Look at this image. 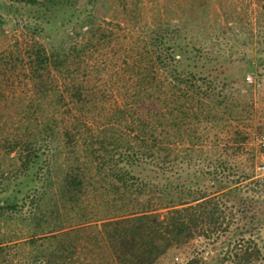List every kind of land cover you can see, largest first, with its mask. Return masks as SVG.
Wrapping results in <instances>:
<instances>
[{
    "label": "trees",
    "instance_id": "obj_1",
    "mask_svg": "<svg viewBox=\"0 0 264 264\" xmlns=\"http://www.w3.org/2000/svg\"><path fill=\"white\" fill-rule=\"evenodd\" d=\"M11 1L23 5L37 4L38 12L41 13L36 16L38 18L66 13L70 7L79 12L75 24L79 29L73 28L76 39L71 46L65 49L61 43V47L53 48L50 53L43 46L32 49L35 56L34 65H31L32 80L36 88L41 85L45 88L41 89L42 103H51L49 98L44 101L48 91L45 74L51 75V68L64 81L70 79L65 84L69 91L68 101H64L62 94H57L60 86L56 81L52 80L55 87L50 89L55 94V101H62L61 104L66 105L63 115L47 116L39 128V124H36L38 118L34 117L35 111H31L29 114L32 117H26L30 122L36 121V130H30V124H27L22 133L0 137L1 185L23 175L30 177L28 184L34 182L39 173L34 168L41 164L42 159L39 151L42 138L52 143L61 140L66 146H72L66 153L68 168L63 174L62 188L58 194L63 206L70 204L69 208L75 211L74 215L80 217L71 222L70 225L75 226L71 228L59 225V228L40 229V224L34 226L30 240L22 241L31 244L33 251L37 250L36 259L28 264H36L37 259H42L45 264H71L69 250L75 252L78 244L62 237L92 228L90 222L99 219L103 221L97 231H103L108 239L115 264H214L213 261H218L219 250L214 253L199 252V244L194 238L202 235L210 240L220 230H229L219 246L220 250L226 247L223 260L229 258L230 264H264V245L259 244L254 237L264 227V193L258 194V197L246 195L238 186L227 185L225 178L216 170L202 172L195 183L196 187L191 186L190 181L188 184L173 181L166 175L179 162V152L186 150V154L191 156L192 152L197 151V145L200 144L198 133L203 123L216 125L221 117L226 119V113L229 118L240 122L251 116L240 100L246 96L243 89L252 85L241 71L254 67L260 71L264 68V59L250 60L244 69L237 70L226 66L228 59H223L217 72H213L206 54L193 55L188 45L178 42L186 38L187 31L192 28L189 26L198 20L202 25L201 31L210 34L214 32L217 27H212L208 22L207 2L211 0H205L204 3L191 0L178 19L169 18L152 30L146 47L141 51L144 53L141 59L147 55L150 57H146L144 65L138 64L134 76L136 90L132 103L115 104L111 110H106L100 104V100L107 98L105 88L86 85L74 74L85 68L81 67L83 55L92 47H95L92 51L98 50L106 36L100 28L95 27L99 15L106 11L103 0ZM91 1L95 5L92 11L86 13L81 10V5ZM256 2L264 6V0ZM224 10L227 21H232L234 25L241 23L234 10ZM83 14L84 17H81ZM85 25L88 30L83 29ZM228 28H217L221 29L222 34L219 38L226 37L229 40ZM34 32H38V28ZM166 36L173 40L167 47L164 46ZM184 59L190 60L189 66L195 69H181ZM76 62L78 66L72 74L69 64ZM104 68L102 63L96 62L94 65L97 72ZM86 72H89L88 69ZM228 87L232 91L225 94L223 89ZM42 103H38L36 110H43ZM74 106H77L80 116L72 114ZM97 107L104 111L105 121L102 127L93 131L81 117L92 113ZM243 112L247 113L244 115ZM240 122L233 131L235 153L242 151L245 142L249 140ZM80 138L85 144V156L89 158L85 163L72 166V162L79 158L75 149L79 146ZM185 141L189 142L188 147L178 149V152L170 146ZM72 156L74 158L70 160ZM93 167L97 168L95 172H92ZM137 167L143 170L151 168L152 174H145L142 170L135 172ZM243 174L245 178L252 175L246 172ZM252 183L254 186H262L264 178L255 179ZM208 188H212V191ZM3 190L2 186L0 193ZM37 194L36 189L33 194L27 193L26 197H30L37 206L31 216L38 223L44 221V212L43 199ZM89 194L95 199L85 204ZM18 206L15 198H0V218L8 216L14 209L16 211ZM86 206L89 212L84 211ZM99 207L104 211L100 215L96 213ZM162 209L168 210L163 218L160 217ZM90 213L97 215L87 217ZM233 222L232 229H229ZM5 242L6 238L0 237V264H9L4 253L11 247ZM20 244L16 242L13 246ZM53 244L58 247L52 248ZM232 248L235 250L230 253Z\"/></svg>",
    "mask_w": 264,
    "mask_h": 264
},
{
    "label": "rangeland",
    "instance_id": "obj_2",
    "mask_svg": "<svg viewBox=\"0 0 264 264\" xmlns=\"http://www.w3.org/2000/svg\"><path fill=\"white\" fill-rule=\"evenodd\" d=\"M190 1L103 0L106 11L99 15L95 27L100 28L106 36L102 39L98 50L92 51L95 48L92 47L83 55L84 60L81 62V67H85L84 69L81 68V71L74 73L73 69L78 66V63L69 64V68L73 70L72 74L74 73L86 85L94 84L105 88L107 98L100 100V104L106 110L113 109L115 104L124 102L131 104L136 90L134 76H136L138 64L144 65L146 57H150L147 55L141 59V55L144 54L141 51L146 47L152 30L157 29L169 18L178 19L188 8ZM199 1L204 3L205 0ZM94 7L91 1L89 4L81 5L80 8L89 13ZM222 7L227 11L234 10L239 15L241 23L234 25L232 21H227L225 10ZM207 8L208 22L213 25L212 27H229L227 34L228 38L230 37L229 40H226V37L219 38L222 35L221 29L215 28L214 32L211 31L212 34L201 31L202 25L198 20L189 26L192 28L187 31L186 38L179 39L178 42L188 45L193 55L194 53H199L201 56L206 54L213 72H217L218 65L224 61L223 59H228L226 66L234 70L243 68L250 60L264 59V6L259 5L256 0H211L207 2ZM38 11L40 10L37 4L23 5L13 3L11 0H0V137L22 133L27 124H30V130H36V121L30 122V119L26 117L31 116L29 114L31 111H35L34 117L38 118L36 124H39V128L47 116L63 115L62 112L66 109V105L61 104L62 101H55V94L50 90L55 87L52 80L60 86L59 91H56L57 94H62L65 97L64 101L70 99L69 91L65 88V84L70 79L64 81L51 68V75L45 72V76L47 75L46 90L48 91L47 97L44 98V101L49 98L51 103L41 102V89L44 86L36 88L32 80L31 65L35 62L32 49L43 46L47 53H50L53 48L61 47V43L65 49L71 46L76 39L75 29H79L75 25L79 19L78 9L70 7L66 13L60 12L59 15L50 18L36 17L41 15ZM81 17H84V14ZM36 28L38 32H34ZM83 29L88 30V26L85 25ZM172 41L169 36H166L164 46L167 47ZM230 61H235V63ZM96 62L102 63V67H105L103 71L94 70ZM189 62L190 60L184 59L180 68L195 69L189 66ZM241 73L246 75L248 83L252 85L243 89L246 96L240 100L246 105L251 116L245 117L240 122L229 118V114L226 113V119L221 117L216 125L202 122L198 133L200 144L197 145V151L192 152L191 156L186 154V150L179 152V162L177 161V164L166 173L173 181L187 184L190 181L189 184L196 187L195 183L202 172L208 173L216 170L221 177L225 178L227 185L238 186L246 195L258 197V194L264 193V183L259 187L252 183L255 179L264 178V170L260 169L264 162V155L261 154L257 141L258 135L264 132V68L260 71L255 67L246 68ZM248 76L251 80H248ZM231 91L230 87L223 89L225 94H230ZM39 102L43 104V110H36ZM243 113L245 115L247 112ZM72 114H79L77 106H74ZM81 118L93 131H96L97 127H102L105 113L97 107L87 116L83 114ZM239 122L248 133L249 140L245 142L242 151L235 153L233 131ZM43 140L44 138L39 143L42 159L41 164L34 168L35 172H39L34 182L28 184L30 177L23 175L14 181L0 184V189L2 186L4 188L0 193V198H15L16 203L19 204L16 211L14 209L8 213V216L0 218V237L6 238L5 243L11 247L4 253L8 257L9 264H28L36 259L37 250L33 251L31 244L22 243V241L30 240L31 232L37 224H40V229L56 228L59 225L71 228L75 227L70 225L71 222H75L80 217L78 214L74 215L75 211L69 208L70 204L63 206L61 196H59L63 174L68 168L66 153L71 145L66 146L61 140L55 143ZM188 145V141L170 144L175 152ZM84 148L85 144L80 138L79 146L75 149L79 158L74 163L72 162V166L80 165L81 162L85 163L84 161L88 160L89 156L86 158ZM73 158L74 156L70 157V160ZM96 169L93 167L92 172ZM141 170L145 174L152 172L151 168L143 170L141 167H137L135 172H141ZM245 172L252 173L251 177L245 178L243 174ZM34 189L38 190V194L43 199L44 221L38 223L31 216L37 206L30 197H26L27 193L33 194ZM208 189L212 191V188ZM92 197L93 195L89 194L84 203L94 201L95 198ZM89 210L87 207L84 211L89 212ZM160 211H162L160 217L163 218L168 210ZM96 213L98 215L104 213L102 207H99ZM96 215L90 213L87 217ZM102 221L101 219L91 221L92 228L81 230L79 233L71 232L69 236L62 237L66 241L78 244L75 252L69 250L71 264H115L108 239L103 231H97L101 228ZM234 223L229 229H232ZM228 233L229 230H220L217 235L214 234L217 238L214 236L210 240L202 235H196L194 241L199 244V252L214 253L217 249L219 250L218 261H213L214 264H230L229 258L222 259L226 247L224 246L221 250L219 247ZM254 237L259 244L264 245V227L256 232ZM16 242L21 244L13 246ZM56 247L58 245L53 244L52 248ZM72 249H74L73 246ZM234 250L232 248L230 253ZM36 264L45 263L42 259H37Z\"/></svg>",
    "mask_w": 264,
    "mask_h": 264
},
{
    "label": "built area",
    "instance_id": "obj_3",
    "mask_svg": "<svg viewBox=\"0 0 264 264\" xmlns=\"http://www.w3.org/2000/svg\"><path fill=\"white\" fill-rule=\"evenodd\" d=\"M248 80H251L250 76H248ZM257 141H258V145H259L261 154L264 155V132H262V133H260V135H258ZM260 169L264 170V162L260 166Z\"/></svg>",
    "mask_w": 264,
    "mask_h": 264
}]
</instances>
